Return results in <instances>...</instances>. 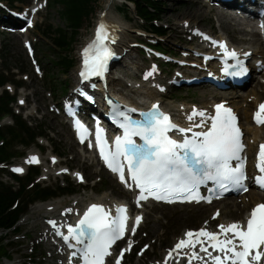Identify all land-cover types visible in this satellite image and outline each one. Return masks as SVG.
<instances>
[{
	"label": "rangeland",
	"instance_id": "1",
	"mask_svg": "<svg viewBox=\"0 0 264 264\" xmlns=\"http://www.w3.org/2000/svg\"><path fill=\"white\" fill-rule=\"evenodd\" d=\"M106 1L107 0H96L93 3V12L84 20L82 28L78 31L73 40L72 46L67 50V55L75 62V65L68 71L62 70L60 66H58L56 60L60 52L53 46L51 38L43 35L44 28L46 29L49 26L50 28H57L67 25L61 15V10L63 8L61 5L54 3L53 0H39L42 9L37 15L35 25L32 27L30 26L29 37L35 52L34 56H30L24 47L26 36L16 35L20 33L18 30L12 32L5 27H0V69L4 65L8 66L6 69L7 73L17 74L15 78L23 79L25 82L24 86L19 89H17L13 83L8 84L10 85V92L17 95L16 101L13 103V108L15 112L22 115V118L26 120L29 125L32 127L41 125L42 129L49 134L48 136L39 137L37 143L31 146L19 145L16 147L19 151V155L13 158L10 163L6 164V167L0 168V180L6 183L17 184L16 179L11 175V173H15L12 168L14 166L22 168L21 162L23 158L27 157L29 152L34 151L38 153L42 161H47L49 165H51L50 158L56 156V158L62 161L63 167L67 169L68 173L64 175L50 174L49 176H44V164L35 163L25 168L23 167L22 171L16 173L18 176H25L30 167H40L41 174L36 179L39 184L45 186H68L71 184L77 186V190L74 193L61 195L59 197H72L79 194L85 199H98L105 194H109L110 197L132 202V198L125 192L121 183L95 162L94 158L92 160L85 159L84 154L88 153L86 148L77 145L68 121L61 115L63 101L72 100V93L74 91L80 93L81 91V86L76 85L79 52L85 44V41L92 36L95 26L97 25V18L100 11L105 8ZM122 2L123 0L114 6V12L123 17L130 27L139 28L141 30L145 29L144 22L140 20L136 14L134 5L133 7L130 5L129 11H121L119 8L125 4ZM162 2L166 9V13L158 23L164 25L167 29L166 35L158 36L152 34L148 36V40L144 38L145 36H140L135 38V41L153 45L154 48H156L155 45H162L163 48L158 49L164 51V57L160 56L159 58H155L153 52L151 50H146L143 44L136 47L137 50L133 52V55L139 57L141 63L145 66L144 68H148V65L151 63H156L164 73L170 75L178 71L176 65L181 59V56L178 55V53H180L178 49L179 47H183V41L190 46H195L197 41L189 38V36L191 37L192 35L190 28L184 30L183 27L176 26L173 29L171 26L173 22H175V19L181 17L178 16L179 13L187 10L191 6H195L196 3L193 0H162ZM31 3L32 0H16L12 5L10 0H0V9L6 13L7 17L15 18V16L11 14L12 10H14V13L17 12L18 15H22L25 13V8L30 6ZM130 4H132V2H130ZM9 5H11V7ZM1 13L3 12L1 11ZM24 15L26 19L27 16L26 14ZM25 19H18L20 21L19 25L24 24ZM247 21H250V19H247ZM195 24L202 28V30L211 31L215 34H219L223 31L214 13L209 12L206 13L203 18H197ZM170 35L178 38V41L175 42L177 40L175 37H172V41H167L166 36ZM240 36L241 34H236V38L233 41L236 43L250 42V35H245L248 39H241L239 38ZM123 62L118 63L113 71H115L117 67H122L123 64L127 63L126 61ZM36 66H39V68ZM18 67H22L25 72L18 74ZM140 74H142V72H140ZM263 74L264 65L261 66L259 75L255 76L254 74L253 80L246 87L241 89L240 92H242V94L249 92V89L255 82H258L259 79V83L263 84L261 81L264 78ZM137 78L139 79L140 76L138 75ZM4 88H7V85ZM201 88L202 87L171 88V94L165 98H167V100H173L175 103L200 104L199 96ZM21 100L26 101L25 106H20ZM57 108L59 110H57ZM93 111L95 110L93 109ZM11 124H13V119L11 116H6L3 126ZM66 133H69L71 136L70 142L65 141ZM53 147L56 149L53 150ZM75 171L80 173L82 179L81 177L78 180L73 178L71 172ZM71 187L73 188V186ZM37 203L31 205L27 214L20 220L18 232L0 231V236H8L13 239V244L10 246V252L8 253L10 258L4 257L0 259V264H56L57 257L51 255L47 247V241L41 240L42 237L39 234V230L34 227L36 221H41L39 228H48L47 222L41 218L39 212L34 210V206ZM159 208L160 209L156 212L151 211L149 214H146L143 225L132 238L134 250L144 242L145 245L142 246L136 255L134 251L126 255L123 264H152V262L161 258L163 253L171 249L175 236L182 232L184 228L199 227L203 222L207 221V219L212 220L214 225L219 221V218H214V213L212 214L213 209H209L205 214H192L189 217L179 218L178 216L182 212L192 207L176 206L174 208L176 211L173 213L174 215L172 217L162 213L164 209L163 206H159ZM156 217L160 218L161 223H155ZM153 228H155L156 231H153ZM126 244L127 241L125 240L121 247ZM111 264H114L113 261Z\"/></svg>",
	"mask_w": 264,
	"mask_h": 264
},
{
	"label": "snow or ice",
	"instance_id": "2",
	"mask_svg": "<svg viewBox=\"0 0 264 264\" xmlns=\"http://www.w3.org/2000/svg\"><path fill=\"white\" fill-rule=\"evenodd\" d=\"M261 28H264V24ZM108 39L107 26L101 22L97 26L95 40L84 50L87 55L90 49H95L89 69L92 75H101L107 58L112 55L104 43ZM213 43H219L220 47L226 50L227 55L236 56L234 50L227 51L224 42L213 41ZM84 63L89 65V59H85ZM81 76L87 79L84 72H81ZM215 107L216 115L211 117V127L207 131L195 132L192 138L185 137L183 142H178L171 139L168 132L172 129H178L182 133L191 132V128H178L167 114L159 111L158 105H153L151 111L141 114L144 117L142 121L129 120L126 125H121L124 128V135L116 137L115 151L105 153L104 148L101 147V156L113 172L119 173L122 182L125 181V167H127L131 180L141 190L137 203L141 199H147L148 196L163 200L185 194V199H197V189L208 181H213L219 189L225 191L228 190L229 184L247 191L243 186V181L246 179L244 161L240 157L244 145L236 117L230 108H225L222 104ZM197 115L203 117L205 113L194 108L188 119L191 121ZM254 119L258 124H264V103L258 105ZM203 123L204 121H201L200 125L194 126L200 127ZM100 131L98 130L97 135L98 143L101 141ZM134 136L140 137L142 143H137L133 139ZM31 159L36 161L37 158ZM232 160H237L239 163L233 167L230 164ZM257 168L261 175L255 177L256 183L264 188V144L260 145L257 154ZM15 171L20 172L22 169L17 168ZM117 211L118 216L110 219L109 212L103 205L92 204L74 227L68 225V235L58 232L57 234L61 235L66 243L70 238L75 240V244L68 243L69 248L76 249L71 256L75 257L80 253L83 264H105V257L111 255L109 249L116 240L124 236L126 230L127 208L121 205ZM216 215H219V211ZM141 219L139 216L136 217L137 225ZM49 223L55 227V221ZM218 228L219 232L208 231L206 228L187 231L185 238L180 239L174 248L169 250L165 264L167 259L172 257L173 252L185 247L193 249L189 264L192 259L203 260L204 258L195 251L197 244L201 246L200 251L207 253L215 264H229V262L260 264L261 259H264V250H262L264 249V203L257 204L251 209L246 226L237 221L227 225L220 224ZM135 231L136 228L133 227L132 232ZM229 233L232 234L231 237L228 236ZM221 235L225 238L220 239ZM205 240L208 246H205ZM77 245L82 247L77 248ZM209 246L223 256L212 255L208 251ZM130 248L131 243L129 249L121 250L116 264H120L124 252ZM204 264H207V261Z\"/></svg>",
	"mask_w": 264,
	"mask_h": 264
},
{
	"label": "bare ground",
	"instance_id": "3",
	"mask_svg": "<svg viewBox=\"0 0 264 264\" xmlns=\"http://www.w3.org/2000/svg\"><path fill=\"white\" fill-rule=\"evenodd\" d=\"M193 1L196 3V5L191 6L187 10L179 13L178 16L181 17L175 19V22H173V25L171 26L173 29L176 26L183 27L184 30L190 28L192 35L191 37L189 36V38L191 40H197L195 46H190L183 41V47H179L178 49L180 52L178 55L181 56L179 61L197 63L201 65V68L188 67L186 71H183V74L190 76V73L200 74L202 72L208 71V65L203 63L204 54L209 53L215 55L217 50L220 49V46H214L203 38L204 32H211L202 30V28L195 24L197 18H203L205 14L209 12L216 15L219 24L221 25V30H223L219 34H216L215 38L221 42L224 40L228 41L230 48L237 49L241 55L251 52L252 57L247 62L253 67L255 70L254 72L259 71L261 66L264 65V38L263 35L255 29V24L251 20L250 22L241 19V17L235 13V7L226 8L221 6V8L215 4L203 3L201 0ZM119 2H121V0H107L105 3V8L100 11V14L97 18V23L101 20H104L113 26L115 35L117 36V44L115 48L118 54L121 55V59L118 63L123 61H126L127 63L123 64L122 67H117L115 71H112L111 74L108 75L107 79L100 78V80L97 82L98 88L96 90L90 89L89 86L86 87V89L89 91L85 96L87 107L89 109H94L97 112H101L105 106L103 103H101L100 96L103 98L106 95L120 100L123 105L128 104L129 101L137 108H140L147 103L159 102L160 105L167 109L177 121L183 123L185 126H194L200 125L201 121H204L205 123L208 120L209 114L212 113L214 106L219 101H221V103L232 105L236 108V110H238L241 116V123L246 133L244 138L247 144V153H251L252 151L254 152L257 143L264 137L263 127H258L251 124L252 116L256 112L258 104L263 99L264 78L261 80L263 84L259 83V79L258 82H255V84L246 94L240 93L237 95H229L225 91L202 87L199 96L200 104L175 103L173 100H167L165 97L169 96L172 92L169 81L171 79L177 78V76L181 75V73L177 74L174 72L169 75L164 73L163 70L157 67L156 64H151L149 69H153L154 72L149 74V69L144 68V64L141 63L139 57L133 55V52L137 50L136 47L138 45L143 44L139 41H135V38L145 36L144 38L148 40V36H151L152 33L145 32L139 28L130 27L128 23L125 22L123 17L115 13L114 6L119 4ZM237 2L238 0H234L231 4L235 5ZM131 5L133 7L134 4L132 3ZM36 9L40 10L37 12ZM41 9L42 7L40 6L39 0H32L31 5L25 8V13H28L26 14L27 18L30 15H33L31 27L35 25L37 15L40 13ZM31 27L25 29L23 33L20 32L16 35H24L26 36L24 42H30L29 37ZM195 29L198 30L196 35L194 34ZM95 32L96 26L91 38L94 37ZM236 34H241L239 37L241 39H248L245 35H250V42H234L233 40H235ZM166 37L165 38L167 41H172V37L175 36L170 35ZM176 39V41L174 40L175 42L178 41V38ZM88 40L89 39L85 41V44ZM254 61H257L258 64H255ZM78 72L76 73L77 75ZM140 72H142V74L138 79L137 77ZM76 85L83 86V84L79 82L78 77ZM74 93L76 92L74 91L73 94ZM20 103L24 104L25 102L24 100H21ZM194 108L198 111L203 110L205 115L203 117L197 115L193 118V120L190 121L188 116L192 113ZM70 140V134L66 133L65 141L70 142ZM85 148L88 152L87 154H84L85 159L92 160L94 158L92 151L90 150L89 146H86ZM32 157H36V161H32ZM50 160L51 165H49L47 161H42V158L38 155V153L31 151L27 157L23 158L21 167L25 168L31 164L43 163L44 176H49L50 174L64 175L68 173L67 169L63 167L62 161L56 158V156L51 157ZM71 175L77 180L81 177L78 171L71 172ZM120 183L128 196L133 199L134 195L132 185L127 181ZM122 200L123 199L110 197L109 194H105L98 199H85L83 196L78 194L72 197H57L46 202L37 203L34 206V210L40 213L41 218H43V220L46 221L48 225L49 221H55L58 231L64 232V235H68L66 224L71 223L76 218V216L81 215L89 203L104 202L107 204L109 209H116V204ZM258 202H264V193L259 192L256 189H250L247 193L240 194L237 197H226L220 200H212L211 204L205 201L182 204H163L155 202L148 203L144 201L142 207L138 209V211H142L146 216V214H149L151 211H158V209H160L159 206H163L164 209L162 210V213L168 214L172 217L174 215L173 213L176 211L174 210L176 206L192 207L191 209H187L182 212L178 216L179 218L189 217L192 214H205L209 209H213L212 214L219 211V221L216 225H214L212 220L207 219V221L203 222L199 227L184 228L182 232L175 236L171 246V249H173L180 239L185 238V233L189 230L197 231L200 228H208L212 232H219L218 225L220 224L227 225L237 221L241 223L244 222L247 219V214ZM69 209H71V211H67ZM155 223H161L159 217L155 218ZM40 225L41 221H36L34 227L39 230V234L42 237L41 240L47 241V247L50 250L51 255L57 257L56 264H69L71 260L68 259L67 256H64L65 250H63V248L65 249V247L61 244L63 242L62 236H58L56 230H53L50 226H48V228H39ZM153 231H156V229L153 228ZM192 251L193 250L190 248H183L178 252H173L172 257L167 259V264H189V258L191 257ZM195 251H197V249H195ZM66 252L69 254L71 251ZM168 252L169 250L163 253L161 258L155 260V262H152V264H165L166 257H168ZM202 257L204 258L203 260L192 259L191 264H204L205 261H207V264H213L211 258L208 255H202Z\"/></svg>",
	"mask_w": 264,
	"mask_h": 264
},
{
	"label": "trees",
	"instance_id": "4",
	"mask_svg": "<svg viewBox=\"0 0 264 264\" xmlns=\"http://www.w3.org/2000/svg\"><path fill=\"white\" fill-rule=\"evenodd\" d=\"M96 0H53L54 3L61 5V15L67 25L64 27L43 29V35L50 37L53 46L60 52L56 63L62 70H70L75 62L67 55V50L72 46L73 40L78 31L82 28L84 20L88 18L94 10L93 3ZM132 2L136 9L139 19L144 22V27L150 32L157 35H166L167 29L158 22L166 13L162 0H128ZM16 0H10L13 5ZM121 11H129L130 5L123 4L119 8ZM157 47L163 48L162 45ZM8 66L0 69V87L5 86L8 82L13 83L16 88L24 86L23 79H16L17 74L6 72ZM18 74L24 73L22 67H18ZM16 94H11L7 89L0 93V119L6 115L14 118V124L9 126H0V168L2 164H8L13 158L18 157L19 151L16 149L19 145L31 146L37 143L39 137L48 136L49 134L42 129V126L32 127L22 115L16 114L11 106L16 101ZM56 148L53 147V150ZM22 154V153H21ZM21 156V155H20ZM40 167H30L25 176H18L11 173L16 179L17 184H10L0 180V231L18 232L21 218L27 214L29 207L37 202L48 201L57 196L74 193L77 186L61 185H41L36 182L40 175ZM13 239L10 237L0 236V259L10 258V246ZM142 243V245H144ZM138 250L135 251L137 253Z\"/></svg>",
	"mask_w": 264,
	"mask_h": 264
}]
</instances>
